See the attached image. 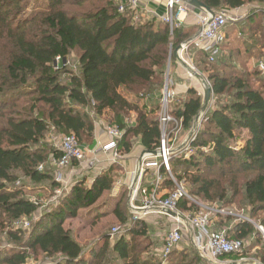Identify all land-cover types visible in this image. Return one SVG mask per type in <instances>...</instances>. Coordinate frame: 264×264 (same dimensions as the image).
Returning <instances> with one entry per match:
<instances>
[{
  "label": "trees",
  "instance_id": "obj_1",
  "mask_svg": "<svg viewBox=\"0 0 264 264\" xmlns=\"http://www.w3.org/2000/svg\"><path fill=\"white\" fill-rule=\"evenodd\" d=\"M196 1L213 13L264 7V0ZM26 4L0 0V39L9 47L0 43V244L3 235L12 244L11 249L0 248V264H26L32 255L52 259V264H88L84 248L64 224L115 190L119 166L111 164L90 182L75 181L56 205L46 204L60 188L54 162L61 157L46 136L50 131L74 136L86 149L94 141L95 121L100 120L122 133L117 144L121 157L131 153L132 140L143 152H156L163 76L169 60L175 63L173 52L195 33L179 26L170 34L155 18L133 23L134 13H119L114 0H47L46 11L24 17ZM255 8L241 23L226 26L221 54L213 63L206 53L189 46L199 59L197 66H204L198 72L209 85L212 105L194 129L192 154H176L169 161L170 174L184 183L195 202L216 204L222 211L240 196L241 209H249L250 220L221 213L213 218L228 240L250 238L251 247L262 242L255 225L264 230V217L255 219L264 214V79L256 68L246 67L264 50V14ZM71 52L78 56V74L65 66ZM178 101L169 107V116L191 133L203 100L188 89ZM130 112L135 114L131 124L125 121ZM22 180L33 187V198L26 196ZM162 189H173L167 177ZM123 199L124 194L113 211L121 227L128 225L126 214L131 213ZM178 207L200 212L186 200ZM22 221L30 228L13 229ZM144 221L125 227L129 239L120 236L109 243L110 236L103 235L102 247L88 253L92 264H162L148 254L152 244ZM246 248L220 259L242 258ZM163 262L209 264L195 250H173Z\"/></svg>",
  "mask_w": 264,
  "mask_h": 264
},
{
  "label": "built area",
  "instance_id": "obj_2",
  "mask_svg": "<svg viewBox=\"0 0 264 264\" xmlns=\"http://www.w3.org/2000/svg\"><path fill=\"white\" fill-rule=\"evenodd\" d=\"M164 1L165 12L159 19L168 26L171 34L174 29L181 26L183 20L189 13L195 11V9L185 4L183 0ZM140 6L141 0H121L117 10L119 13L130 10L134 13L133 18L136 19L137 13L140 12ZM199 11L200 12L195 15L196 25L198 26L196 36L192 38L191 41L182 44L180 54L183 55L187 53L188 55L189 46L198 44L200 50L207 54L208 62L213 63L216 57L221 54L220 46L224 39L225 27L230 24L241 23L249 12L244 11L242 13L243 9H240L231 12L219 11L213 15H209L203 10ZM260 11L264 14V7H256L254 10V12ZM187 59L189 58L187 57ZM185 63L189 64L187 61H185ZM256 68L264 79V50H262V55L258 59ZM200 76L204 80V86L209 87L205 78L202 75ZM170 103L171 96L167 93L165 86L162 90L160 103L159 127L161 131V140L159 148L156 151L157 156L145 154L141 157L137 182L130 188L128 205L133 213L132 222H137L150 213H159L167 216L172 223V228L166 235L160 250L164 257L175 250L178 245L183 242L184 237L189 235L192 247L202 260L209 264H222V260L220 259L222 256L241 254L243 252L244 243L238 240H228L222 232L216 233L210 231V222L207 214H192L179 210L178 206L182 200L194 204L197 203L187 194L184 183L176 182L174 177L170 174L169 161L176 154L183 155L185 158H188L192 154L190 143L194 140L196 131L193 130L190 133L191 136L185 143L182 144L179 149H175L177 132L180 126L177 121L169 116ZM197 126L199 127V125ZM103 131L107 137L106 143H96V146L91 151L88 150V148H81L74 136L62 137L58 149L61 153V157L58 161L54 162L58 168V172L54 179L55 182L60 185V188L56 191L55 196L48 200L46 204L56 205L58 198L73 184L71 178L83 173V170H79V173L75 172L72 166L74 163L77 164V166L85 164V166H87L85 171L98 165L100 163V157H106V161L110 164L119 163L121 155L117 150V144L122 133L116 127L107 124L103 125ZM66 171L69 173L67 179L63 175V172ZM146 173H150L149 187L143 186L141 183L142 176ZM165 177H167L173 185V189L168 192L162 189ZM214 212L228 214L223 211ZM169 213H173V215ZM15 225L22 230L30 228L27 221L18 222ZM259 229L264 236L263 229L260 227Z\"/></svg>",
  "mask_w": 264,
  "mask_h": 264
},
{
  "label": "rangeland",
  "instance_id": "obj_3",
  "mask_svg": "<svg viewBox=\"0 0 264 264\" xmlns=\"http://www.w3.org/2000/svg\"><path fill=\"white\" fill-rule=\"evenodd\" d=\"M27 4H26V9L23 13L24 17H29L30 15H33L35 13H40V12H44L47 9V0H26ZM117 3H115L116 5ZM118 5V4H117ZM257 7V6H251V5H247L243 8V10L250 12L252 8ZM71 11L73 9H70ZM138 21L142 22L144 21L143 18H141L140 16L136 15V19L133 18V23H137ZM0 43L1 46H7L4 41L2 39H0ZM223 43V41H222ZM221 43V45H222ZM193 47H195V45H192ZM8 47V46H7ZM193 47H191V50L188 51V55L187 53L185 54H181V59H183V61H187L189 64V67H191V69L193 68V72H197V74L201 75L198 70L200 69H204V66H197V61H199L198 57L195 56L194 51H193ZM9 48V47H8ZM226 51V50H225ZM190 55V56H189ZM260 55V54H259ZM190 59H187V57ZM78 56L76 52H71L70 55L67 58V61L65 62V66L67 67L68 71L71 73H75L78 74L79 73V66H78ZM259 59L258 57L253 58L252 60L249 61V64L246 65L247 68L252 69V68H256L255 66L257 65V62ZM181 66V65H180ZM178 64L173 63V61L170 59L167 65V69L165 71V74L163 76V89L166 86L167 89V93L170 92V88H171V77L174 71V68H180L184 74L190 79V81H193V83L195 84L197 82L198 79H196V77L189 71H187L185 68H181ZM257 69V68H256ZM199 81V80H198ZM264 89V87H263ZM162 98V97H161ZM211 99L208 105V108L210 107V105H212L211 103ZM171 106V105H170ZM135 114L134 113H129L128 117L125 119V121L129 124H131L133 122ZM107 122L105 121H95V127H100V129L103 128V125H105ZM180 130H178L177 132V137L180 135ZM47 142L52 145L53 148L55 149H59V145L62 139V136L56 135L55 133H53L52 131H50L47 134ZM133 143V149L136 148L137 142L136 140H132ZM176 145V143H175ZM132 149V150H133ZM117 178L115 179V182L118 183L120 180L124 179V174H125V170L123 168L119 167L117 168ZM80 178L79 179H86L87 182H90V178H87L89 175L85 174L83 175L82 173H80L78 175ZM72 178V181L74 183V181H77L76 179ZM71 181V182H72ZM22 187L23 185L25 186V192H26V196L29 198H33L35 194H33V190L27 180H22ZM46 186V185H45ZM48 188V187H47ZM189 188V187H188ZM40 190V189H39ZM116 192H112V193H105L103 194V196L99 199V201L95 204V206H93L91 209L89 210H82L79 212V214L77 215V217L75 219H70L67 220L64 224L65 229H68L72 232V236L73 238L76 240L77 243H79L85 250V255H84V259L86 260V262L88 264H92L93 259L88 255L89 251L93 248L96 251H98L102 245H103V241L104 239L102 238L103 235H109L110 239H109V243H112L113 241H115L118 237L120 236H124L125 239H129L128 236H126L125 233V227L130 225V222H132V216L133 213L131 211V213H128L127 211V216H128V225L126 223L125 227H121V224L118 223V221L116 220L115 216L113 215V211L114 208L117 204V201L119 200L120 196L122 194H124L125 196V202H128L129 197H130V187L129 189L127 187H123V188H117V190L115 189ZM38 192V190L36 191ZM45 193V192H44ZM51 193V192H50ZM41 195H43L42 193H40ZM49 194H46L45 196H47ZM127 199V200H126ZM240 196L238 198H236L235 203L232 205H229L230 207H227L225 210H222L223 212L228 213L227 215H231L233 216V218H240L241 220L244 221H248L250 220L248 217H250L249 215V209H241L242 206L241 205V200H240ZM31 201H33V199H31ZM196 206L199 207L200 212L198 214H207L209 217V228L210 231L212 232H216V233H221L218 231V229H216L218 226V223H215L213 215L214 211H217V208H219L218 205L216 204H210L207 202H204L200 199L196 200ZM127 204V203H126ZM128 205V204H127ZM129 209V205L127 207ZM130 210V209H129ZM246 210V211H245ZM243 211V212H242ZM153 214V213H152ZM150 217H156V215H150L148 218ZM264 214L260 213L256 215V220L257 221H261V219H263ZM145 219L144 223L147 224V231H148V238H150V243L152 244L151 249L149 250L148 254L150 253L151 255H154L156 261H161L162 264H164V260L165 257L161 254V248H162V244L164 242V239L166 237V235L168 234L169 230L172 228V223L171 221L167 218V216H165L166 219H168V221L171 223V227L169 228L168 224L163 221V220H158V223L156 225H153V223L149 222V220ZM215 223V224H214ZM18 226L14 224L13 229H16ZM219 228V227H218ZM255 229H257L261 235L262 238V242H260V244L256 245L255 247H251V242L253 243V239H245L244 240V246H246V253L244 254V256L242 258H239L237 260H232V259H225V260H220L222 264H226V263H231V264H264V262H261V254L264 251V236L261 233V230L259 229L258 226L255 225ZM115 231V232H114ZM264 231V230H263ZM149 240L147 239V242H149ZM12 245V244H11ZM10 243L8 244L7 239L5 237V235H3L2 237V241L0 244V248L1 249H11ZM184 250H194V248L192 247L191 244V239L189 237V235H186L183 239V242L180 243L178 245V247L175 249V251H184ZM260 253V254H259ZM149 254V256H150ZM53 260L55 262L57 261H61L60 257H54ZM26 264H52V259L47 260V258H45L42 255H32L28 258Z\"/></svg>",
  "mask_w": 264,
  "mask_h": 264
},
{
  "label": "crops",
  "instance_id": "obj_4",
  "mask_svg": "<svg viewBox=\"0 0 264 264\" xmlns=\"http://www.w3.org/2000/svg\"><path fill=\"white\" fill-rule=\"evenodd\" d=\"M114 1H115V3L119 4V2L121 0H114ZM139 11L140 12L137 13V15L139 14L138 16L143 18V20H149L151 18H155V19H158L160 21L159 18L165 12V1L164 0H141V6L139 8ZM244 11L245 10H243L242 13ZM198 12H200V11L195 9V11H192L191 13H189V15L181 23V26H183L184 28L194 29L195 36H196V32L198 30V26L196 25L195 15L198 14ZM245 12H247V11H245ZM232 25H234V24H232ZM226 31H227V28L224 29V35H225ZM194 48L200 49L198 44L195 45ZM261 55H262V52L259 55V58ZM180 57H181V54H180ZM174 61L176 62V64H178L180 66V63H178V61H176L175 59H174ZM180 67L183 68L182 66H180ZM170 85H171L170 92H169V94L171 96L170 105H173L175 102L179 103L178 100H184L186 92L188 91V89H194L203 99L202 83L197 80V82L194 84L193 81H190V79L184 74V72L180 68H177V67L174 68V71H173V74L171 77ZM189 136H190V133L180 130V135L176 138L175 149H179L180 146L182 144H184L185 141L189 138ZM94 140L98 144L106 143L107 137L104 134L103 128L100 129V127H98V128L95 127V129H94ZM142 153H143V150L138 145L136 148H134L131 151V153L129 155L121 157V160L119 161L118 166L125 170V174H124V179L120 180L118 183L115 184L116 190H117V188L119 189V188H123V187H127L129 189V187L131 188L136 184L138 174H139V165H140V159L142 157ZM99 159H100V163L90 170L85 171L86 167H87V166H85V164H83L82 166H75V167H73V169L75 170V172H78V173H79V170H81V171L83 170V173H82L83 175L88 174L89 176L87 178H90V177L93 178L95 175L99 174L103 169H105L106 167L111 165L110 163H108L106 161L107 160L106 157H100ZM68 174H69L68 171L63 172V175H64V177H66V179H67ZM78 178H80V177L79 176L74 177V179H76V180ZM92 178H90V181L92 180ZM149 182H150V173H146L142 176L141 183L143 186L145 185L146 187H149L150 186ZM114 192H116V191L114 190ZM129 193H130V191H129ZM127 204H128V202H127ZM150 215L151 216L156 215V217L148 218ZM147 218H148L149 222L153 223V225H156L158 223V220H160V221L163 220L168 224L169 228L171 227V223L168 221V219H166L164 215H161L159 213H153V214L150 213L149 215L143 217V220H145Z\"/></svg>",
  "mask_w": 264,
  "mask_h": 264
},
{
  "label": "water",
  "instance_id": "obj_5",
  "mask_svg": "<svg viewBox=\"0 0 264 264\" xmlns=\"http://www.w3.org/2000/svg\"><path fill=\"white\" fill-rule=\"evenodd\" d=\"M185 4L189 5L190 7L196 9V10H203L205 11L206 13H208L209 15H213L214 13L208 9V8H205L201 3L197 2L196 0H183ZM182 50V45L179 46L172 54L173 58L178 61V63H180V65L185 68L187 71L191 72L195 77L196 79H198L201 83H202V86H203V103H202V107H201V113L198 114L196 117H195V120H194V126H193V130L197 127L198 123H199V118H200V115L205 113L208 109V105H209V102H210V99H211V90L209 87H205L204 86V80L202 79V77L193 72L191 69L186 63L185 61H183V59H181L180 57V51ZM191 136V135H190ZM189 136V137H190ZM96 146V141L94 140L92 142V145L88 147V150H93L94 147ZM145 154H150L152 156H157V152H153V153H146V152H143L142 153V156L145 155ZM170 215H173V213H169Z\"/></svg>",
  "mask_w": 264,
  "mask_h": 264
}]
</instances>
